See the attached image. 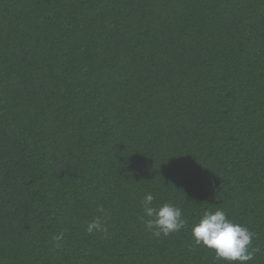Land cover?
Returning <instances> with one entry per match:
<instances>
[{
  "label": "trees",
  "instance_id": "1",
  "mask_svg": "<svg viewBox=\"0 0 264 264\" xmlns=\"http://www.w3.org/2000/svg\"><path fill=\"white\" fill-rule=\"evenodd\" d=\"M209 207L264 264V0H0V264H224Z\"/></svg>",
  "mask_w": 264,
  "mask_h": 264
},
{
  "label": "clouds",
  "instance_id": "2",
  "mask_svg": "<svg viewBox=\"0 0 264 264\" xmlns=\"http://www.w3.org/2000/svg\"><path fill=\"white\" fill-rule=\"evenodd\" d=\"M155 197L148 193L141 204L143 216L139 217L145 229L154 237H168L189 227L188 219L182 209L173 204L164 203L156 207ZM215 211H205L197 222L191 225V236L196 245L214 253L216 260L224 264H247L254 259L259 248L252 247L254 233L246 226L228 218L221 207ZM98 211L103 212L101 207ZM87 233H106L107 228L101 217H96L87 224Z\"/></svg>",
  "mask_w": 264,
  "mask_h": 264
}]
</instances>
